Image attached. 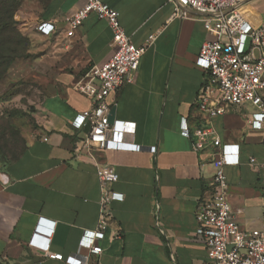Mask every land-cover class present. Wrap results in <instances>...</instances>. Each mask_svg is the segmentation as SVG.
Returning <instances> with one entry per match:
<instances>
[{
    "label": "crops",
    "instance_id": "1",
    "mask_svg": "<svg viewBox=\"0 0 264 264\" xmlns=\"http://www.w3.org/2000/svg\"><path fill=\"white\" fill-rule=\"evenodd\" d=\"M103 1L120 13L136 45L157 33L135 81L108 96L116 120L133 122L136 130L125 134L123 144L101 149L88 147V129L72 123L78 112L93 107L77 88L81 77L114 54L108 23L91 13L69 37L68 20L87 0H25L15 18L28 39L27 54L7 76L14 73L24 84L19 98L31 120L22 127V152L0 162V264H73L29 246L41 217L55 222L51 249L65 257L87 254V264H204L207 249L196 212L215 192L218 149L211 143L193 149L200 127L211 128L223 144L239 145L240 162L225 167L228 200L242 227L264 228V129L248 125L253 107L232 106L211 117L196 103L208 76L196 61L203 43L215 39L203 16L191 11L174 17L170 0ZM241 12L262 22L264 0H247ZM43 22L54 30L39 31ZM184 117L191 137L182 134ZM98 164L116 170L119 178L111 187L124 200L111 203L105 238L96 241L103 251L91 254L79 243L85 230L98 227Z\"/></svg>",
    "mask_w": 264,
    "mask_h": 264
},
{
    "label": "built area",
    "instance_id": "2",
    "mask_svg": "<svg viewBox=\"0 0 264 264\" xmlns=\"http://www.w3.org/2000/svg\"><path fill=\"white\" fill-rule=\"evenodd\" d=\"M170 1L174 17H187L191 11L201 14L205 29L215 37L203 43L196 61L208 74L196 97L199 109L214 117L224 114L232 106L251 105L253 110L248 115V125L264 129V20L253 23L241 12V6L247 0ZM91 13H96L112 29L115 51L108 61L90 68L78 82V90L92 98L93 107L78 112L72 123L77 129H88L85 139L88 147L103 149L123 144L125 134L136 130L133 122H109L111 105L108 96L135 81L141 59L157 33L150 34L142 45H136L123 28L117 10L103 0H87L69 18L67 35L72 37ZM37 29L54 30L47 22L38 25ZM181 131L184 136L191 137L185 117ZM194 136L192 146L195 151L206 149L209 143L218 149L214 160L215 192L211 198L199 203L196 212L197 233L207 249L204 264H264V228L242 227L233 215L227 196L229 184L225 167L240 162L239 145L223 144L209 127L198 128ZM251 162L256 159L251 158ZM97 169L102 191L98 227L85 230L79 243L80 249L86 248L91 254L103 251L96 241L105 238L112 217L111 203L124 200V194L111 187L119 178L116 170L108 164H98ZM54 226L55 222L41 217L29 246L49 259L87 264V254L77 252L65 257L51 249ZM121 236L120 232L116 233V237Z\"/></svg>",
    "mask_w": 264,
    "mask_h": 264
},
{
    "label": "rangeland",
    "instance_id": "3",
    "mask_svg": "<svg viewBox=\"0 0 264 264\" xmlns=\"http://www.w3.org/2000/svg\"><path fill=\"white\" fill-rule=\"evenodd\" d=\"M16 12L24 7L25 0H8ZM14 17V18H15ZM16 20V18H15ZM18 21V20H16ZM18 29L21 23L18 21ZM13 78V79H12ZM7 76L0 80V162H7L14 158L23 147L22 127L31 120L29 109L24 107V102L19 98L24 93V84ZM27 109V110H25Z\"/></svg>",
    "mask_w": 264,
    "mask_h": 264
},
{
    "label": "trees",
    "instance_id": "4",
    "mask_svg": "<svg viewBox=\"0 0 264 264\" xmlns=\"http://www.w3.org/2000/svg\"><path fill=\"white\" fill-rule=\"evenodd\" d=\"M15 12L16 6L14 7L8 0H0V80L7 77L15 60L27 54L28 39L18 29V21L14 18ZM22 149L23 147L14 158Z\"/></svg>",
    "mask_w": 264,
    "mask_h": 264
},
{
    "label": "water",
    "instance_id": "5",
    "mask_svg": "<svg viewBox=\"0 0 264 264\" xmlns=\"http://www.w3.org/2000/svg\"><path fill=\"white\" fill-rule=\"evenodd\" d=\"M116 119H117V117H116V107L113 106L111 108V111H110V114H109V122L114 124L116 122Z\"/></svg>",
    "mask_w": 264,
    "mask_h": 264
}]
</instances>
